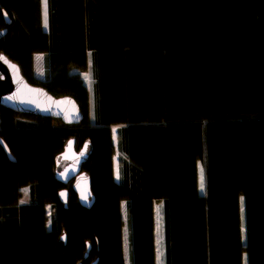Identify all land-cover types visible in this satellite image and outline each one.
<instances>
[{
    "label": "trees",
    "instance_id": "obj_1",
    "mask_svg": "<svg viewBox=\"0 0 264 264\" xmlns=\"http://www.w3.org/2000/svg\"><path fill=\"white\" fill-rule=\"evenodd\" d=\"M47 5L0 0V52L85 118L0 105V264H126V224L130 264H156L157 204L162 264H264V0ZM70 139L89 143L91 208L56 176Z\"/></svg>",
    "mask_w": 264,
    "mask_h": 264
},
{
    "label": "water",
    "instance_id": "obj_2",
    "mask_svg": "<svg viewBox=\"0 0 264 264\" xmlns=\"http://www.w3.org/2000/svg\"><path fill=\"white\" fill-rule=\"evenodd\" d=\"M8 28L0 29V40L8 34ZM0 105L22 114L36 115L46 118L60 119L66 125H79L84 121L85 115L79 102L72 96H55L44 86L29 82L24 76L18 63L0 52ZM0 144L12 161L16 158L8 144L0 136ZM89 157V143L86 142L80 150L75 148V139H70L64 151L57 156V160L67 161V164L57 170V179L64 184L73 181L72 187L78 194L79 201L87 208L95 202L92 191L91 176L84 170V163ZM60 163V162H59ZM60 199L68 206L70 191L63 188ZM87 196V199H84ZM67 242V235L62 236ZM89 249L91 245H88ZM89 251L86 253L88 256ZM96 260L94 263H97Z\"/></svg>",
    "mask_w": 264,
    "mask_h": 264
},
{
    "label": "rangeland",
    "instance_id": "obj_3",
    "mask_svg": "<svg viewBox=\"0 0 264 264\" xmlns=\"http://www.w3.org/2000/svg\"><path fill=\"white\" fill-rule=\"evenodd\" d=\"M43 5H44V16L46 17L47 16V8H48V5L46 6L45 8V2L43 0ZM45 25H47L46 23V19L44 21ZM38 71V74L41 76H45V69H44V55L43 54H40L39 56L36 57V70H35V73H37ZM42 74H41V73ZM36 75V74H35ZM85 78H86V81L88 82V84H90L91 82V79H90V74L89 73H85ZM38 78V76H36ZM40 79V78H39ZM52 123L53 125L55 126H60V125H66L65 123H63L60 119H52ZM117 128H114L113 129V135H114V140H115V143H117ZM119 159H120V152L117 151L116 153V156H115V176H116V179H119ZM200 177H201V173H200ZM24 196H23V199L22 201L24 203H28L30 202V195H29V188H24ZM49 208V213L51 214V208ZM122 210H123V217L126 219L127 218V208H126V204L123 203L122 205ZM155 228H156V264H162L161 262V256H162V243H161V236H162V233H161V217H160V208H159V205L157 204L156 207H155ZM50 224V222H49ZM129 230H128V225L126 224L125 227H124V245H125V258H126V264H130V260H129V243H128V236H129Z\"/></svg>",
    "mask_w": 264,
    "mask_h": 264
},
{
    "label": "snow or ice",
    "instance_id": "obj_4",
    "mask_svg": "<svg viewBox=\"0 0 264 264\" xmlns=\"http://www.w3.org/2000/svg\"><path fill=\"white\" fill-rule=\"evenodd\" d=\"M45 2V8L47 6V0H44ZM200 188L201 190L204 189V183H203V169H201V183H200ZM84 199L86 200L87 199V196H84Z\"/></svg>",
    "mask_w": 264,
    "mask_h": 264
},
{
    "label": "flooded vegetation",
    "instance_id": "obj_5",
    "mask_svg": "<svg viewBox=\"0 0 264 264\" xmlns=\"http://www.w3.org/2000/svg\"><path fill=\"white\" fill-rule=\"evenodd\" d=\"M58 161V160H57ZM60 162V163H59ZM67 164V161H63L60 159V161H58L57 165H58V170L63 168L65 165ZM73 184V181L69 182Z\"/></svg>",
    "mask_w": 264,
    "mask_h": 264
},
{
    "label": "crops",
    "instance_id": "obj_6",
    "mask_svg": "<svg viewBox=\"0 0 264 264\" xmlns=\"http://www.w3.org/2000/svg\"><path fill=\"white\" fill-rule=\"evenodd\" d=\"M40 54H35V57H34V69L36 70V57L37 56H39ZM41 73V72H40ZM36 74V76H38V78H40V79H44V76H41L40 77V75L38 74V71H37V73H35ZM42 74V73H41Z\"/></svg>",
    "mask_w": 264,
    "mask_h": 264
}]
</instances>
